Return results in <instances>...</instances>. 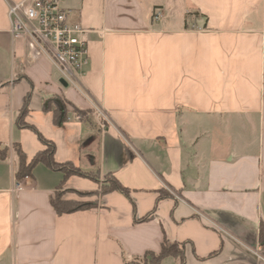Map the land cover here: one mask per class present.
I'll return each instance as SVG.
<instances>
[{
	"label": "crops",
	"instance_id": "obj_1",
	"mask_svg": "<svg viewBox=\"0 0 264 264\" xmlns=\"http://www.w3.org/2000/svg\"><path fill=\"white\" fill-rule=\"evenodd\" d=\"M58 2L85 30L88 97L28 53L0 0V264H124L164 240L184 243V264H264L251 251H264V0ZM37 132L95 177L68 176L62 188L94 194L63 198L94 207L56 213L63 174L44 164L16 180L11 145L30 159ZM106 174L128 195L101 193Z\"/></svg>",
	"mask_w": 264,
	"mask_h": 264
},
{
	"label": "built area",
	"instance_id": "obj_2",
	"mask_svg": "<svg viewBox=\"0 0 264 264\" xmlns=\"http://www.w3.org/2000/svg\"><path fill=\"white\" fill-rule=\"evenodd\" d=\"M5 5L9 32L25 38L30 55L48 59L58 72L59 80L88 97L81 84L88 63L85 30L78 23L68 21L69 10L61 7L58 0H5ZM160 18V11H155L152 19ZM91 108L101 118V127L109 125L108 115L99 105L92 101ZM251 251L264 262V251Z\"/></svg>",
	"mask_w": 264,
	"mask_h": 264
},
{
	"label": "trees",
	"instance_id": "obj_3",
	"mask_svg": "<svg viewBox=\"0 0 264 264\" xmlns=\"http://www.w3.org/2000/svg\"><path fill=\"white\" fill-rule=\"evenodd\" d=\"M25 99V103H26ZM53 101V121L55 123L64 121L67 118V111L56 98L52 99ZM25 107L21 111L17 123L21 127L28 126L23 121ZM73 111L81 116L85 115L88 111H83L77 108H73ZM38 138L43 145V148L35 153L30 159H27L24 151L21 149L20 145L16 142L12 143L11 151L14 154L15 159V178L16 180H20L24 177L31 176L33 168L37 164H44L51 170L60 171L63 174V180L59 183L58 188L62 187L64 179L72 174H77L81 176H87L91 178L93 175L91 173L83 172L78 167L74 166L70 162L58 163L54 160V151L55 146L51 140H48L41 136L37 132ZM9 155V147L0 145V158L4 159ZM112 190H117L125 195H128V190L123 187L115 178L110 174H106L101 183V193H106ZM81 196H90L94 193L92 192H81V191H73ZM162 195V194H161ZM50 204L58 214L63 213H71L78 210H83L87 208H91L95 206V201H86V200H74V199H64L58 192H54V195L50 198ZM148 216L140 219H146ZM139 220V219H137ZM262 230V229H261ZM216 253V252H215ZM212 253V254H215ZM211 254V255H212ZM165 257H174L178 258L181 264H184V243L182 242H169L164 240L161 243L160 250L157 253L154 252H146L141 257H132L126 258L123 256L124 264H160L161 260Z\"/></svg>",
	"mask_w": 264,
	"mask_h": 264
},
{
	"label": "rangeland",
	"instance_id": "obj_4",
	"mask_svg": "<svg viewBox=\"0 0 264 264\" xmlns=\"http://www.w3.org/2000/svg\"><path fill=\"white\" fill-rule=\"evenodd\" d=\"M155 11H154V9H153V11H152V13H154ZM104 179V178H103ZM56 192H58L60 195H61V197L63 198L64 197V195L66 194V193H73V192H71V191H69V190H65L64 188H62V187H60V188H58L57 189V191ZM76 196H81V195H79V194H77V193H74Z\"/></svg>",
	"mask_w": 264,
	"mask_h": 264
},
{
	"label": "water",
	"instance_id": "obj_5",
	"mask_svg": "<svg viewBox=\"0 0 264 264\" xmlns=\"http://www.w3.org/2000/svg\"><path fill=\"white\" fill-rule=\"evenodd\" d=\"M60 82H61L63 85H66V83H65L63 80H60Z\"/></svg>",
	"mask_w": 264,
	"mask_h": 264
}]
</instances>
